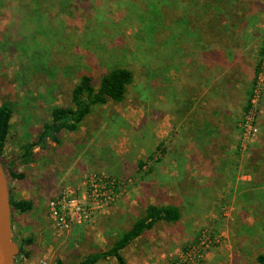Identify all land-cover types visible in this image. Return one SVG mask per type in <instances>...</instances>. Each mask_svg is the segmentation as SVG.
I'll list each match as a JSON object with an SVG mask.
<instances>
[{
	"label": "rangeland",
	"instance_id": "1",
	"mask_svg": "<svg viewBox=\"0 0 264 264\" xmlns=\"http://www.w3.org/2000/svg\"><path fill=\"white\" fill-rule=\"evenodd\" d=\"M0 1V107L12 108L2 162L10 197L32 204L12 213L13 240L32 243L18 264H79L106 251L147 204L174 205L181 220L131 243L125 264H260L264 0L234 2L221 21L220 10L199 19L209 0H41L37 12L30 0ZM211 49L219 63L205 82L192 80L199 51ZM114 66L134 74L123 102L95 108L77 132L36 148L33 163L16 161L52 109L70 105L82 73L96 86ZM12 162L23 179L8 175ZM102 174L121 187L90 201L88 179ZM62 195L80 222H54Z\"/></svg>",
	"mask_w": 264,
	"mask_h": 264
},
{
	"label": "trees",
	"instance_id": "2",
	"mask_svg": "<svg viewBox=\"0 0 264 264\" xmlns=\"http://www.w3.org/2000/svg\"><path fill=\"white\" fill-rule=\"evenodd\" d=\"M32 4L30 8L33 11H40L41 0H30ZM62 1V0H61ZM207 0H202L203 5ZM241 0H209L208 11H204V16L199 19H209V13L217 12L220 10L218 21H221L227 12L234 7V2ZM5 7V3L0 1V8ZM234 10V9H233ZM37 12V11H36ZM226 13V14H225ZM229 14V13H228ZM158 16V14H156ZM197 18V17H196ZM194 19L195 22L197 19ZM209 22H212L210 18ZM201 52L197 67L191 70L192 80H199L205 82L207 78L211 76L213 72V63H219V53L217 54L211 50H200ZM263 54V53H261ZM190 69L192 67H189ZM215 69V68H214ZM260 65L256 66L255 73H259ZM134 74L133 72L123 66H114L108 71L100 75L97 79V85L95 86V79L93 75L88 72H84L80 75L78 82L71 88L70 92V105L68 107H56L52 109L50 114V121L43 124L37 138L32 143H27L21 148V155L16 161L22 164L33 163L36 148L44 147L48 142L57 144L59 143L60 135L64 132L73 133L77 132L82 123L86 118L93 112L97 107L104 106L109 102L121 103L125 100L128 87L133 83ZM222 80V79H221ZM198 81V82H199ZM255 83V82H254ZM208 86V85H205ZM204 92L209 94L215 90L205 88ZM247 109L251 107V101H247ZM12 119V108L8 104H3L0 107V163L3 165L2 158L4 154L5 145L10 130V121ZM14 163L9 164L8 175L12 179L21 180L24 178L22 173H17L12 169ZM143 167V163L140 162L139 170ZM256 169V167H253ZM114 181L113 193L116 188L121 187L120 180L112 176L109 177ZM110 187V185H108ZM11 211L24 214L32 209V204L24 200H14L10 197ZM141 209V208H140ZM112 218V217H111ZM181 220V213L179 209L174 205H155L147 204L141 209L139 217L128 227H126L122 233L118 234L113 241L112 245L106 251H100L99 253L93 254L86 260L79 264H95L101 259L113 257L117 260L118 264H125L121 255L122 251L127 248L135 240L144 236L147 232L152 230L154 226L160 222L175 224ZM31 240H21L18 242L19 254L28 256V253L24 251L26 245H30ZM187 253V252H186ZM18 255V256H20ZM258 262L264 264V257L258 256ZM57 264H63L61 261Z\"/></svg>",
	"mask_w": 264,
	"mask_h": 264
},
{
	"label": "water",
	"instance_id": "3",
	"mask_svg": "<svg viewBox=\"0 0 264 264\" xmlns=\"http://www.w3.org/2000/svg\"><path fill=\"white\" fill-rule=\"evenodd\" d=\"M18 244L12 237V211L8 179L0 163V264H18Z\"/></svg>",
	"mask_w": 264,
	"mask_h": 264
},
{
	"label": "built area",
	"instance_id": "4",
	"mask_svg": "<svg viewBox=\"0 0 264 264\" xmlns=\"http://www.w3.org/2000/svg\"><path fill=\"white\" fill-rule=\"evenodd\" d=\"M110 185V187L108 186ZM88 188H89V196L90 201L98 198H103L106 201L108 199L113 198V188H114V181L106 175H93L88 179ZM66 198V197H65ZM64 196H60L56 199L55 202L52 203V218L54 222L58 223L61 222L62 224L58 223L59 227L63 226V224H69L72 221H81V215L77 213H71L70 211H66L63 201L65 200ZM83 204V201H82ZM87 209V202L84 203ZM108 204V202H107ZM84 219V217H83Z\"/></svg>",
	"mask_w": 264,
	"mask_h": 264
},
{
	"label": "crops",
	"instance_id": "5",
	"mask_svg": "<svg viewBox=\"0 0 264 264\" xmlns=\"http://www.w3.org/2000/svg\"><path fill=\"white\" fill-rule=\"evenodd\" d=\"M257 15H258V14H252V15H250V16L253 17L252 20L254 19L255 22L252 23V25H251V24H250L251 19H250L249 22H247V24L245 25L244 30H245V35H246V36H247L248 34H249L250 37H253V36L255 35V32L252 30L253 27L256 29V31L258 30V27L256 26V23H257L256 21H258V20H257ZM252 26H253V27H252Z\"/></svg>",
	"mask_w": 264,
	"mask_h": 264
}]
</instances>
